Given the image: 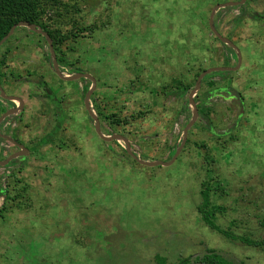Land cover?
<instances>
[{
    "label": "rangeland",
    "instance_id": "1",
    "mask_svg": "<svg viewBox=\"0 0 264 264\" xmlns=\"http://www.w3.org/2000/svg\"><path fill=\"white\" fill-rule=\"evenodd\" d=\"M232 1L239 0H75L82 13L71 16L97 30L81 40L73 61L80 58L97 82L94 113L99 93L102 110L126 120L110 126L97 115L101 132L111 136L106 123L129 147L98 135L85 106L90 83L62 80L46 59L47 42L31 30L13 34L0 53L1 60L11 50L4 91L24 105L0 124L7 138L0 140V162L24 151L13 142L28 152L13 166L0 164V264H195L210 250L234 264H264V247L225 238L198 211L209 184L212 202L225 208L217 224L264 239V0L248 2L242 22L235 20L241 8H218ZM256 14L263 18L253 20ZM212 15L219 35L239 50L240 64L238 52L213 33ZM214 68L231 69L218 86L237 95L212 97L210 124L198 116L182 147L199 77L186 96L166 95L165 86L174 92V79L190 84ZM38 80L62 103L64 122L52 144L45 137L57 113ZM203 90L207 85L197 95ZM9 108L0 101V117Z\"/></svg>",
    "mask_w": 264,
    "mask_h": 264
},
{
    "label": "trees",
    "instance_id": "2",
    "mask_svg": "<svg viewBox=\"0 0 264 264\" xmlns=\"http://www.w3.org/2000/svg\"><path fill=\"white\" fill-rule=\"evenodd\" d=\"M258 2L259 0H254ZM73 3V4H71ZM80 2H75V0H0V42L10 33L11 29L18 25L21 22H27L31 25H35L37 28L42 30L43 32H46L50 39L53 41V48L57 57V61L59 64V67H61L62 72H65V70H68L71 74H89L92 77V73L88 70H83L82 67H79L80 64V58H76V60L73 61L74 53L76 48H80L78 45L81 43V40L85 38L86 34H94L96 27L94 26H87L85 21L82 17V22L79 20H76L71 15H78L81 14L82 7L80 6ZM73 9L74 12L71 11ZM234 7H227L226 11L233 10ZM241 9L243 10L242 14L238 16L235 20L237 22H242L246 19V6H242ZM76 15V16H77ZM263 17L260 15H254L253 20H260ZM70 26V29H67V27ZM24 28V27H23ZM20 28L16 29L15 33ZM27 30H30L28 28H25ZM33 32V31H31ZM34 34L38 37H41L45 42L48 44L47 52L45 53L47 61L51 63L52 55L49 47L48 41L40 34H37L34 32ZM13 38V37H11ZM9 38L5 44H3L0 48V53L2 52V49L8 44L10 41ZM77 46V47H76ZM228 48L227 45H225ZM231 49V48H230ZM231 57L235 58L237 60V53L231 49ZM11 54L10 49H6L4 54L2 55V59L0 60V85L1 87L4 85V81H7V75L6 72H2L4 66L7 64L8 56ZM227 55V63L230 61V58ZM205 69L202 71L204 72ZM230 71L228 72H213L208 74L202 81V85H207L208 90H203L201 93H199L195 99V105L197 107V111L199 114V118L201 120H204L208 124H210V114L212 112V109L210 107V99L214 97L215 95H219L221 93H229L231 95H237L235 91L230 89V87H219L218 84L222 81H225L228 76L230 75ZM201 75V73H197L195 75V80L192 81L190 84H186L181 79H174L173 80V90L174 92H169V89L167 86H165L164 93L167 95L175 94L177 91V94L181 93L182 96H186L191 89L195 86L197 78ZM94 78V77H93ZM98 78V77H97ZM99 79V78H98ZM97 79V80H98ZM17 81L21 80V77L16 79ZM88 82L90 85H85L84 92L85 94L89 92L91 87V82L87 81L86 79H81V82ZM99 81V80H98ZM38 82H42L38 80ZM3 83V84H2ZM218 86V87H217ZM49 89V88H48ZM176 90V91H175ZM49 92L53 94L51 89H49L47 93V97L51 98L49 95ZM99 93H94L92 97V102L95 104L97 108V115L100 117V119L104 122H107L110 126H122L125 125L126 120L118 118L117 114L115 113H106L103 108H101L98 104V101L96 99V95ZM100 95V94H99ZM56 96V95H53ZM10 103V102H9ZM11 106H15L13 103H11ZM189 100L187 101V110H191L190 108ZM56 121L57 125L56 128L53 129L52 133L49 134L47 137H45L46 142H50L51 144L55 142L54 138L57 134H59L61 130L62 123L64 122V113L62 112V108H58V112L56 114ZM103 129L107 128L106 123L102 125ZM209 130L212 132L213 129L209 127ZM106 131V130H105ZM106 133L108 135L110 134L109 129H107ZM5 141V139L0 138V140ZM43 140H41L42 144ZM25 160V159H24ZM18 161V159L13 160ZM10 162V165L13 166L14 163ZM16 163V162H15ZM216 191H222L221 183L218 182L216 187ZM213 189L209 184H203V191L201 193L203 203L199 207L198 211L201 215L202 221L213 231L218 232L219 234L223 235L225 238L230 239L232 241H240L241 243L248 245L250 247L254 248H262L264 247V239L262 241H254L249 238L245 237H239L234 235L233 233L226 231L222 229L217 224V219L220 214H223L225 212V208L221 207L219 205H216L212 202V196L213 195ZM7 193V192H5ZM8 196L6 195V198ZM264 228V222L262 223ZM164 263V260H162ZM192 261L190 259L184 260L183 264H190ZM193 263L195 264H234L233 262L229 261L219 253H217L214 250L208 251L207 254H205L202 257H198L194 259Z\"/></svg>",
    "mask_w": 264,
    "mask_h": 264
},
{
    "label": "water",
    "instance_id": "3",
    "mask_svg": "<svg viewBox=\"0 0 264 264\" xmlns=\"http://www.w3.org/2000/svg\"><path fill=\"white\" fill-rule=\"evenodd\" d=\"M246 0H244L241 4H244ZM238 5V3H234V2H228V3H225L223 5H219L218 8H226V7H232V6H236ZM28 28L30 29L31 31L37 33V34H40L42 35L43 37H45V39L48 41L49 43V47H50V51H51V55H52V62H53V68L55 69L57 75L62 79V80H65V81H75V80H79V79H87V80H90L92 82V87L91 89L89 90V92L87 93L86 95V98H85V106H86V109L90 115V117L95 121L96 123V131L98 133V135L105 141H121L123 140L127 147L130 146L129 144V141L125 138H123L122 136L120 135H116V134H113L111 135L110 137H107L105 136L102 132H101V129H100V122H99V118L98 116L94 113V111L92 110V107L90 105V102H91V95L92 93L94 92V90L96 89V80L89 74H75V75H72V76H64L63 72L60 70L59 68V64H58V61H57V57H56V54H55V51H54V48H53V41L50 39L49 35L46 33V32H43L42 30H40L39 28H37L35 25H31L27 22H21L19 23L18 25L14 26L10 33L0 42V48L3 44L6 43V41L11 38L13 36V34L15 33L16 29L18 28ZM210 27L213 31V33L219 38L221 39V41H223L225 44H227L228 46L232 47L234 50H236L238 52V61H239V64L241 63V55L239 53V50L235 47V45L229 41V40H225L223 39L219 33L216 31L215 29V26H214V22H213V15L211 16V21H210ZM231 69H225V68H214V69H209L205 72H203L198 80H197V83H196V87L195 89L191 92L190 94V98H189V103H190V106L191 108L193 109V112H194V118L193 120L190 122V124L187 126L186 130H185V138H184V141H183V144H182V147L184 146V144L186 143V140H187V137H186V134H187V131L188 129L193 126V124L197 121L198 119V111H197V107L195 105V102H194V99L195 97L197 96V93L198 91H200L201 89V84H202V81L203 79L210 73H213V72H221V71H229ZM0 94L1 96L4 98V99H7V100H10V101H19L20 104L22 105V107H18L14 110H11V111H8L7 113H5L4 115H2L0 117V124L3 122V120H5L7 117L9 116H14L16 113H19L20 111L23 110V101L16 98V97H9V96H6L5 95V92H4V89L1 87L0 85ZM0 137H2V135H0ZM16 143V142H14ZM16 145H18L16 143ZM18 147H20L21 149H23L24 151H27L28 150L22 146V145H18ZM131 153V152H130ZM133 155V157L137 158L135 156V154L131 153ZM177 154V153H176ZM178 154H180V150H178ZM27 154L24 152V153H19L17 155H12L11 157H9V159L4 163V162H0V164H8L10 161L14 160V159H17L19 158L20 156H26ZM177 157V156H176ZM140 161V160H138ZM142 164L144 165H147V166H150V167H156V166H169L171 163H165V162H151V163H147V162H142L140 161Z\"/></svg>",
    "mask_w": 264,
    "mask_h": 264
},
{
    "label": "flooded vegetation",
    "instance_id": "4",
    "mask_svg": "<svg viewBox=\"0 0 264 264\" xmlns=\"http://www.w3.org/2000/svg\"><path fill=\"white\" fill-rule=\"evenodd\" d=\"M244 0H239V1H234V3H238V5H236V6H232V7H239V8H241L242 6H247V4H248V2H252V1H254V0H246L245 1V3L244 4H241L242 2H243ZM233 2V1H232ZM228 3V2H227ZM22 79V78H21ZM19 81V80H18ZM42 82H38L37 84H38V86L39 87H42L41 89L44 91V93H45V99H47L49 102H51L52 104H53V106H54V109H56V112L55 113H57L58 112V108L59 107H61V101H60V99H57V97L56 96H53V94L52 93H50L49 92V95H50V97L51 98H49V97H47V93H48V91H49V83H47L46 81H43V80H41ZM88 81H90V80H88ZM91 82V81H90ZM4 83H5V81H4ZM92 83V82H91ZM3 84V83H2ZM93 85H91V87H92ZM3 87V89H4V87H5V85H3L2 86ZM91 87H90V89H91ZM49 88V89H48ZM1 97V96H0ZM40 99V98H39ZM3 103L4 104H6V105H8L10 108L5 112V113H7L9 110H11V109H16V107L17 106H12L11 107V102L9 103L8 101H3ZM4 113V114H5ZM10 118H12V117H10ZM5 123H7V122H5ZM107 129L108 128H105L104 129V131L106 130L107 131ZM53 131V130H52ZM105 131V132H106ZM17 143V142H16ZM18 145H20L19 143H17ZM16 145V144H15ZM18 145H17V147H18ZM20 148V147H19ZM32 150V149H31ZM34 150V149H33ZM20 153H23L22 151L20 152ZM21 157H26V156H21Z\"/></svg>",
    "mask_w": 264,
    "mask_h": 264
},
{
    "label": "crops",
    "instance_id": "5",
    "mask_svg": "<svg viewBox=\"0 0 264 264\" xmlns=\"http://www.w3.org/2000/svg\"><path fill=\"white\" fill-rule=\"evenodd\" d=\"M0 101H1V100H0ZM7 101L13 103L15 106H17L16 108H18V105H16L15 101H10V100H7ZM3 106L5 107L6 104L3 103ZM11 107H12V106H11ZM11 110H14V109H11ZM11 110H9V111H11ZM19 113H21V111H20ZM19 113H16L15 115H17V114H19ZM15 115H14V116H15ZM10 117H13V116H9V117H7L6 119H8V118H10ZM6 119H5V120H6ZM10 119H11V118H10ZM5 120H3V122H4ZM3 122H2V123H3ZM2 123H1V124H2ZM0 135H1V134H0ZM0 138H3V139H5V140L7 141V138H6L4 135H2V137H0Z\"/></svg>",
    "mask_w": 264,
    "mask_h": 264
},
{
    "label": "clouds",
    "instance_id": "6",
    "mask_svg": "<svg viewBox=\"0 0 264 264\" xmlns=\"http://www.w3.org/2000/svg\"><path fill=\"white\" fill-rule=\"evenodd\" d=\"M3 88V87H2ZM5 92V91H4ZM5 95H6V93H5ZM0 96H1V94H0ZM7 96V95H6ZM9 97H11V96H9ZM14 97V96H13ZM19 99V98H18ZM0 100L1 101H7V99H4L2 96L0 97ZM21 100V99H20ZM23 101V100H22ZM24 103V102H23ZM18 107H20V106H18ZM14 143V142H13ZM14 144H16V143H14ZM23 153H24V151H23ZM27 156V155H26Z\"/></svg>",
    "mask_w": 264,
    "mask_h": 264
}]
</instances>
